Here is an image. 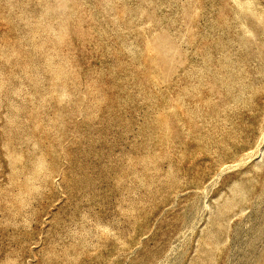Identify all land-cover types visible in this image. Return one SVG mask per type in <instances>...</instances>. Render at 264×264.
Returning a JSON list of instances; mask_svg holds the SVG:
<instances>
[{"label":"rangeland","instance_id":"374dc122","mask_svg":"<svg viewBox=\"0 0 264 264\" xmlns=\"http://www.w3.org/2000/svg\"><path fill=\"white\" fill-rule=\"evenodd\" d=\"M0 264H264V0H0Z\"/></svg>","mask_w":264,"mask_h":264}]
</instances>
